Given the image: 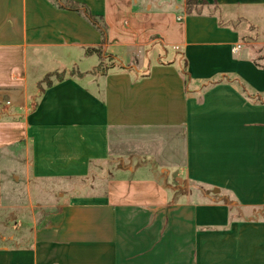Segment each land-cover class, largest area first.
I'll return each mask as SVG.
<instances>
[{
	"label": "crops",
	"instance_id": "1",
	"mask_svg": "<svg viewBox=\"0 0 264 264\" xmlns=\"http://www.w3.org/2000/svg\"><path fill=\"white\" fill-rule=\"evenodd\" d=\"M74 1L0 0V210L67 192L0 264H264V0Z\"/></svg>",
	"mask_w": 264,
	"mask_h": 264
},
{
	"label": "rangeland",
	"instance_id": "2",
	"mask_svg": "<svg viewBox=\"0 0 264 264\" xmlns=\"http://www.w3.org/2000/svg\"><path fill=\"white\" fill-rule=\"evenodd\" d=\"M111 59H108V62L103 61L98 69L111 65ZM61 76L60 73L47 76L40 85V91ZM104 175L103 173L102 176ZM4 176V188L7 195L5 206L0 210V246L30 245L35 240L39 229L56 219V214L67 192L54 184L27 181L25 178L20 181L22 178H14L13 174L10 175V166L7 162L4 163ZM90 185L93 186L84 182V185H78V189ZM73 189L71 185L69 187L71 193L74 192ZM64 192L65 194H60Z\"/></svg>",
	"mask_w": 264,
	"mask_h": 264
},
{
	"label": "trees",
	"instance_id": "3",
	"mask_svg": "<svg viewBox=\"0 0 264 264\" xmlns=\"http://www.w3.org/2000/svg\"><path fill=\"white\" fill-rule=\"evenodd\" d=\"M60 8L76 11L78 13H81L84 15L99 31L101 32L103 36V41H107V26L104 23V21L101 19V17H98L91 13V11L88 9V7L83 4L79 3L74 0H53ZM195 0H190L188 2V10L192 12V7Z\"/></svg>",
	"mask_w": 264,
	"mask_h": 264
}]
</instances>
